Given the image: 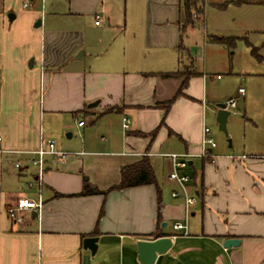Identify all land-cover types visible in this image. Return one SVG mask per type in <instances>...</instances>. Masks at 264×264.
Wrapping results in <instances>:
<instances>
[{"label": "crops", "instance_id": "0c3cea01", "mask_svg": "<svg viewBox=\"0 0 264 264\" xmlns=\"http://www.w3.org/2000/svg\"><path fill=\"white\" fill-rule=\"evenodd\" d=\"M69 1V11L52 3L48 13L29 9L32 0H0L2 23L19 20L29 34L21 57L0 76V149L6 150L0 153V264H141L138 240L162 235L172 236V246L155 264H264V66L231 59L222 63L226 77L214 75L206 58L222 44L214 36L202 42L199 64L192 53L196 28L186 23L181 0H77L81 8ZM82 13L94 15L90 32L55 25ZM97 13L102 23L96 24ZM261 45L264 50V40ZM169 71L181 74H159ZM223 81L227 89H213ZM232 97L241 116L228 118L233 139L217 144L213 161L200 157L204 125ZM47 139L69 155H46L39 180L30 160ZM172 153L191 155L180 170L191 176L188 192L197 196L188 213L184 197L172 196L180 188L169 178ZM145 155L161 189V214L156 184L111 188L122 166ZM86 181L100 192L78 194ZM19 196H41L43 205L16 222L8 208ZM177 221L186 230L176 231ZM90 236L98 237L95 254L83 245ZM229 238L240 243L225 247Z\"/></svg>", "mask_w": 264, "mask_h": 264}, {"label": "rangeland", "instance_id": "374dc122", "mask_svg": "<svg viewBox=\"0 0 264 264\" xmlns=\"http://www.w3.org/2000/svg\"><path fill=\"white\" fill-rule=\"evenodd\" d=\"M224 1L226 0H210L206 5L203 17L199 19V22L194 23L196 36L193 38V42L190 41L194 43L192 53L196 56V50L199 64H201L205 54L202 44L204 39H209V36L233 37L235 43L233 47L225 43L210 47L211 50L208 51L206 58L212 64L211 72H213L214 75L220 73L222 76L226 77V69L222 66V63L224 61L229 63L231 59H235L239 64H243V62L245 63L252 59V67L263 68L264 62H259L258 59L261 54L264 55V50H261V44L264 40V0L229 2L225 8L211 4L212 2L222 3ZM32 2L33 5L29 9L43 10V8H45V11L48 13L53 10L51 8L52 3L59 5V9H56L59 11H69L71 7V2L69 0H48L46 4L43 0H32ZM44 4L45 7L43 6ZM72 6L81 8V4L77 2V0H74ZM14 7H16V4L13 5V8ZM96 12H99V8H97ZM3 18L4 17H0V76L7 74V71L12 68L17 57H21L22 46L26 44L22 43V40L29 35L23 25L21 26L18 24L19 20L14 23H2ZM55 25L58 27L72 28L73 30L77 29L90 32L93 30L94 15L92 18L85 13L73 17L64 16L63 18H58ZM195 42H198V44ZM31 58L32 57H30V59ZM227 87V83L223 81L222 84L219 82L214 83L213 89L223 90L227 89ZM232 87L233 85H231V88ZM239 108L240 105L238 108L230 109L232 113L230 123H233L238 117H241L236 114ZM208 126L211 128L212 132L216 134L214 138L219 146L229 145V140H232L233 137L230 135L228 123V134H225L220 130L216 116L213 114L211 115L210 121H208ZM72 138H76V135ZM237 138L238 137L235 136V144L238 142Z\"/></svg>", "mask_w": 264, "mask_h": 264}, {"label": "built area", "instance_id": "2783aa9c", "mask_svg": "<svg viewBox=\"0 0 264 264\" xmlns=\"http://www.w3.org/2000/svg\"><path fill=\"white\" fill-rule=\"evenodd\" d=\"M205 5L209 3L210 0H203ZM31 5V1H28L25 3V6ZM103 22V16L101 13L96 14V24L102 23ZM220 77V75H218ZM240 96H244L245 94V88L240 87L238 90ZM226 103V108L231 109L235 108L237 106V97H232L225 101ZM218 110V107H216V112ZM84 121L79 120L78 125H83ZM130 126V120L127 116L123 117V127L124 129H129ZM0 141H1V136H0ZM217 146V142L212 134V130L208 125H204L203 130H202V141H201V152L199 153L200 157L206 158L210 161L214 160L215 154L213 152V149ZM6 152V150L0 149V153ZM34 157L31 158L30 162L31 164L35 165L38 167V174L37 177L39 180L42 179V174L45 169V157L46 155H58L60 157H67L69 155V152L66 151H61L58 150L56 147V142L53 139H47L46 141H43L38 149L33 151ZM168 156L172 160V168L169 172V178L171 180L176 181L180 188L179 189H174L172 191V196L173 197H180L183 196L185 199L186 203V209L187 213L189 212V207L190 205L194 204L197 200L196 195H191L188 192V183L191 181V176L182 173L180 170L188 167L189 164V158L190 154H177V153H172L168 154ZM15 166L17 168H21L22 165L20 162H16ZM27 186L31 188L33 186V182H28ZM43 205V199L40 196L38 199H34L28 196H19L16 199V203L11 205L8 208V214L16 221V222H21L24 220V211L25 210H36L37 212L40 211ZM173 228L176 231L179 230H186V224L182 223L180 221L174 222L173 223Z\"/></svg>", "mask_w": 264, "mask_h": 264}, {"label": "trees", "instance_id": "16d2710c", "mask_svg": "<svg viewBox=\"0 0 264 264\" xmlns=\"http://www.w3.org/2000/svg\"><path fill=\"white\" fill-rule=\"evenodd\" d=\"M182 1V10L186 18L187 24H193L195 21H199L200 18L203 17L205 13L206 5L203 0H181ZM243 2L245 0H226L223 3H221L219 6L227 7L229 2ZM214 39L220 43H226L228 45H234V38L233 37H218L214 36ZM161 76L164 77H171V76H177L181 74L180 71H169V72H160ZM193 74V72H188L183 85H186L187 81L189 80V77ZM173 102V99H170L164 103L165 108L168 109ZM154 183L157 185V178L154 171V168L152 166V163L150 161L149 156L145 155L140 160L122 166L120 170V181L117 185H114L113 188H127L142 184H150ZM158 190V211L161 214L162 209V198H161V189L159 185H157ZM100 190L96 187H92L89 182H85L84 187L82 191L78 194L80 195H87V194H93L98 193ZM58 196H62L63 194L56 193ZM104 205L101 208L100 211V217L104 214Z\"/></svg>", "mask_w": 264, "mask_h": 264}, {"label": "water", "instance_id": "95a60500", "mask_svg": "<svg viewBox=\"0 0 264 264\" xmlns=\"http://www.w3.org/2000/svg\"><path fill=\"white\" fill-rule=\"evenodd\" d=\"M15 17L14 13L9 14V18L13 20ZM42 23L41 19H38L35 23V26L39 27ZM33 59L29 60V67L33 66ZM218 110L216 113V120L219 124L220 130L225 134H228L227 122L228 118L231 115V111L226 108V103L221 102L217 104ZM71 136V133L68 134ZM166 222L162 223V226H165ZM240 243L239 238H229L224 242L225 247H230L233 245H238ZM83 245L86 249H90L93 254L96 253L98 249V237L90 236L86 237L83 240ZM138 259L141 264H155L159 254L167 252L172 246V236L171 235H162L153 240H138Z\"/></svg>", "mask_w": 264, "mask_h": 264}]
</instances>
